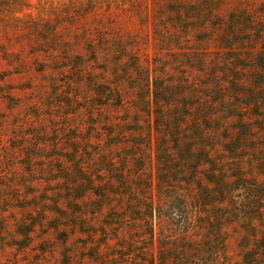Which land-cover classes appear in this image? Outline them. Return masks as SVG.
Masks as SVG:
<instances>
[{
  "label": "rangeland",
  "instance_id": "rangeland-1",
  "mask_svg": "<svg viewBox=\"0 0 264 264\" xmlns=\"http://www.w3.org/2000/svg\"><path fill=\"white\" fill-rule=\"evenodd\" d=\"M170 1L0 0V264H264V0H183L223 5L225 16L231 13L234 24L243 26L242 33H228L238 50L222 53L215 38L202 44L214 33L181 34L183 47L210 59L205 66L184 62L188 51L167 46L173 34L166 23ZM127 37L133 38L126 44L134 55L125 54L114 70L117 43ZM136 58L143 64L149 60L151 68L159 65L168 81L186 74L204 85L213 82L216 70L229 75L220 76L229 90L223 95L229 132L207 140L208 164L200 165L202 154L195 151L193 162L180 175L173 174L191 225H201L197 237L163 238L160 230L179 231L181 226L158 213L153 240L134 231L139 228L136 208L150 194L144 188L146 175L154 181L156 199L160 171L167 169L154 152L144 163V151L134 152L130 190L118 191L102 208L92 193L82 205L68 200L70 150L102 149L114 129L108 123L124 118L115 110L108 114L104 104L117 101L97 97L94 85H115L117 73L136 67ZM218 59L224 64L214 68ZM80 64L85 71L78 81ZM237 65L249 67L247 73L240 76ZM240 77L243 88L236 82ZM238 89L245 98L236 95ZM220 98L211 94L213 101ZM135 119L141 121L140 132L150 124L144 113ZM95 163L86 169L107 181V175L97 174ZM111 203L120 220L106 226ZM199 213L200 219L195 217ZM90 243L103 255H96Z\"/></svg>",
  "mask_w": 264,
  "mask_h": 264
},
{
  "label": "trees",
  "instance_id": "trees-1",
  "mask_svg": "<svg viewBox=\"0 0 264 264\" xmlns=\"http://www.w3.org/2000/svg\"><path fill=\"white\" fill-rule=\"evenodd\" d=\"M167 7L170 16L166 18V23L170 33H173L170 36V41L167 42V46L172 47V50H180V52L188 51L186 52L188 55L184 57V62H196L205 66L208 65L210 59L202 52L199 53L198 49L183 47L181 34L214 33L208 35L209 37H204L205 41L202 42L204 46L215 38L217 49L221 53L222 51L238 50L239 44L231 43L233 35L228 33H242L243 26L234 24L231 13L228 17L225 16L226 8L223 5L208 4L205 6L183 0H171L170 5ZM156 27V32H160L159 23ZM126 39L127 41L124 40V43L120 39V45L117 43L120 47V53L117 63L114 65V70L115 68L119 70V66H121L126 56L125 54L134 55L131 45L126 44L128 40L133 38L127 37ZM194 54H196L195 59ZM136 60H138L136 67L133 69L126 67V70L122 73L123 75L117 73V76L120 75V80L115 85L109 83L102 85L103 83L100 81L94 83L96 88L94 94L97 97L106 100L111 96V102L117 101V105L104 104L108 114L111 116V111L113 113V110H115L125 119H119L116 124L108 123L114 129L108 132L107 139L110 142L102 149L99 148L97 151L92 148L80 149L76 147L70 150V162L73 168L68 174L67 182L68 191L72 193V198L68 200L74 206H76L75 204L82 205L87 194L92 193L98 197L100 201L98 207L102 208L103 205L109 203L110 197L112 198L118 191L128 192L130 190V179L133 178L135 169L136 154L134 152L138 148L144 151L143 163L146 162L145 158L151 160L154 152L160 165L167 169L165 173L160 171L161 175L158 177L156 184V199H154V194L151 193L154 188V181L151 177L148 178L149 175L146 171L148 184L144 188L149 190L150 194L148 197L142 196L140 205L136 208L135 220L139 228L134 231L140 235V238L153 240L155 236L153 220L155 214L158 213L159 216H166L168 222L175 221L181 226L179 231L171 229V231L168 230L167 233H163V230H160L163 238H167L169 241H178L182 237H197L199 233L197 227L201 230V225L199 222L198 226L191 225L192 215L187 207L185 209L186 203L181 195L182 189L178 186L179 180L173 174L180 175L181 169L193 162L191 155L195 151L202 154L201 159H199L200 165L208 164L209 145H207V140L219 135V133L229 132L230 116L225 107L228 101L227 98L223 97L225 93L229 94V90H226L225 82L220 79L221 75H228V73L227 71L216 70L213 73V82L204 85H198L197 79L194 80L186 74L178 76L177 80L168 81L167 75L159 69V65L151 68L149 60L145 64L137 58ZM181 63V60L177 61L176 66ZM223 64L224 62L218 59L216 64L212 66L217 68ZM76 68V79L79 81L84 75L85 67L80 64ZM235 69L241 76L247 73L249 67L237 65ZM242 78L236 79V82H241V88L245 84L241 81ZM109 85L111 89L108 88ZM103 87L105 91L102 92L101 88ZM200 89L203 91H200ZM115 90H117V93H115ZM214 91L221 97L215 101L211 100V94ZM236 95L241 98L246 97V93L239 89L236 91ZM142 113L149 118L150 124L144 126L143 131L140 132L141 130L139 131L137 128L141 121L139 119L132 120V118L141 117ZM151 119L154 124L151 123ZM140 136L144 138V142L135 143L134 140ZM94 155H96V163L93 161ZM84 160L87 162L84 163ZM93 163H95L97 174L108 176L107 181L97 180L96 176L98 175H91L86 169L85 165L89 168ZM142 167L146 170V167ZM117 184H121L122 188L119 189ZM143 198L145 201H142ZM108 206L110 208L108 222L111 223L106 224V226H111L114 222H119L120 217L117 216L119 210L113 203L108 204ZM197 216H199V219L201 218L200 213L195 215L196 218ZM200 232L202 233V231ZM30 234V232H27L26 236H30ZM106 234L105 236H107ZM94 235L96 234L94 233ZM89 236H93V234ZM90 244L96 249V255H103V251L99 247L96 248V243ZM85 246L88 247L89 243H86ZM85 246L83 250L86 249ZM107 254L110 255L109 251L106 252Z\"/></svg>",
  "mask_w": 264,
  "mask_h": 264
}]
</instances>
